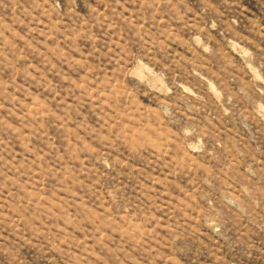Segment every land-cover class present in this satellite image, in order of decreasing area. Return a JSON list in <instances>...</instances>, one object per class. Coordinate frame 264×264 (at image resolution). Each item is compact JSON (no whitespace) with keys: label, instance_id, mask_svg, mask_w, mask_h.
<instances>
[{"label":"rangeland","instance_id":"obj_1","mask_svg":"<svg viewBox=\"0 0 264 264\" xmlns=\"http://www.w3.org/2000/svg\"><path fill=\"white\" fill-rule=\"evenodd\" d=\"M0 264H264V0H0Z\"/></svg>","mask_w":264,"mask_h":264}]
</instances>
